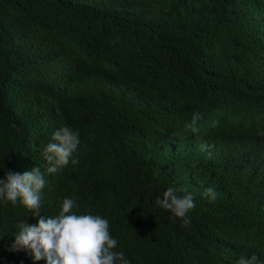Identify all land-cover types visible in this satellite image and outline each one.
I'll return each mask as SVG.
<instances>
[{
    "label": "trees",
    "instance_id": "trees-1",
    "mask_svg": "<svg viewBox=\"0 0 264 264\" xmlns=\"http://www.w3.org/2000/svg\"><path fill=\"white\" fill-rule=\"evenodd\" d=\"M63 126L80 143L49 173ZM33 167L41 215L74 199L130 264H264V0H0V178ZM31 215L0 202V264H47L12 249Z\"/></svg>",
    "mask_w": 264,
    "mask_h": 264
},
{
    "label": "clouds",
    "instance_id": "clouds-1",
    "mask_svg": "<svg viewBox=\"0 0 264 264\" xmlns=\"http://www.w3.org/2000/svg\"><path fill=\"white\" fill-rule=\"evenodd\" d=\"M193 113L192 122L187 127L196 134L200 119ZM52 141L43 150V158L50 167L49 173H57L71 160L77 150L79 133L71 127L63 126L53 133ZM77 161L72 160V163ZM46 181L38 167L23 174L7 172L0 178V202L15 205L19 203L36 218L37 223L29 225L26 219L17 225L18 232L12 249H27L34 261L46 260L47 264H130L125 254L117 252V240L112 238L109 221L100 215L76 214V201L65 198L58 215H41V191ZM184 193V194H181ZM210 200L217 198L214 188L204 193ZM155 203L179 218L184 224L190 223L188 213L195 208L194 197L186 189L169 186ZM258 257H241L237 264H257Z\"/></svg>",
    "mask_w": 264,
    "mask_h": 264
}]
</instances>
